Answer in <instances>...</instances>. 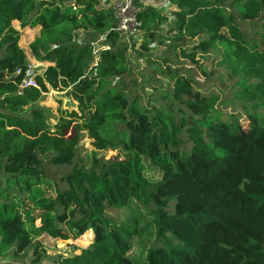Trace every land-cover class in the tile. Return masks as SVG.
<instances>
[{
    "label": "trees",
    "instance_id": "16d2710c",
    "mask_svg": "<svg viewBox=\"0 0 264 264\" xmlns=\"http://www.w3.org/2000/svg\"><path fill=\"white\" fill-rule=\"evenodd\" d=\"M166 1L173 39H198L191 53H217L232 81L225 92L196 89L173 67L165 71L173 80L143 101L131 93L136 81H125L130 46L108 3L0 0V259L31 252L13 264H40L41 236L67 241L90 231L87 247L52 264H132L130 240L147 236L146 264H264V51L239 26L264 14V0ZM136 19L147 51L152 27L168 16L147 6ZM12 22L39 28L29 51L48 66L35 86L22 85L29 66ZM80 32L104 38L77 42ZM49 89L75 103L53 123L38 106ZM82 134L91 164L48 178L41 158L69 165ZM118 148L122 160H96V151Z\"/></svg>",
    "mask_w": 264,
    "mask_h": 264
},
{
    "label": "rangeland",
    "instance_id": "374dc122",
    "mask_svg": "<svg viewBox=\"0 0 264 264\" xmlns=\"http://www.w3.org/2000/svg\"><path fill=\"white\" fill-rule=\"evenodd\" d=\"M112 0H93L94 5L100 7ZM75 3V1H74ZM75 5V4H74ZM152 6L159 12L168 16L165 22H160L153 26L155 35L153 41L149 43V49L143 50L140 46L143 40V34L138 30L130 36L119 37L129 46V62L133 68L132 75L127 80H135L136 87L131 89L132 94H139L142 100L151 97L155 92V88L161 85L164 88L174 78V75L165 73L167 69L177 68L183 75H188L195 82L194 88L200 89L205 93L218 94L225 92L232 84L227 76V69L220 64L217 59V53L211 51L209 53L195 52L191 53V46L198 41L185 40L183 42L175 41L176 30L173 23V8L166 0H139L138 8ZM242 33L247 41L256 44L258 48L264 51V14L254 21L239 22ZM12 27L18 31L20 39L18 46L24 52L26 63L29 66L27 76L34 78L35 75L42 73L43 69L48 66L46 62H37L31 56L29 44L38 35L39 28H20L17 22H12ZM103 36L93 32H80L77 39L84 42H90L93 45L101 44ZM179 44V45H177ZM188 54H194L193 59L187 57ZM166 64V65H165ZM164 72H163V71ZM222 90V92H221ZM38 106L46 112L49 123H53V118L57 116V110L75 109V103L70 100L67 92L50 90L43 94L38 102ZM93 147L90 140L82 134L78 143L77 154L72 162L67 166L56 167L50 163L52 155H46L41 158V169L50 179H57L61 175L68 173L74 165L86 166L92 162ZM123 152L118 149H105L96 151V160L99 163H107L113 160H122ZM116 216L122 219L126 212L118 211ZM90 231L84 233L76 240L61 241L50 238L46 235L38 239V244L44 249V256L40 260V264H52L51 258L57 254L67 255L73 252L78 253V249L85 248L91 241ZM130 249L127 253L132 264H146L145 253L149 246L154 244V237L147 236L140 240L134 237L130 240ZM31 252L20 256L18 259H12L10 256L0 259V264H13L17 262L27 261L31 257Z\"/></svg>",
    "mask_w": 264,
    "mask_h": 264
},
{
    "label": "built area",
    "instance_id": "2783aa9c",
    "mask_svg": "<svg viewBox=\"0 0 264 264\" xmlns=\"http://www.w3.org/2000/svg\"><path fill=\"white\" fill-rule=\"evenodd\" d=\"M139 0H112L109 5L114 11L116 19L115 32L119 37L133 35L137 31L136 12L139 10L137 2ZM23 87L35 86L34 79L27 76Z\"/></svg>",
    "mask_w": 264,
    "mask_h": 264
}]
</instances>
